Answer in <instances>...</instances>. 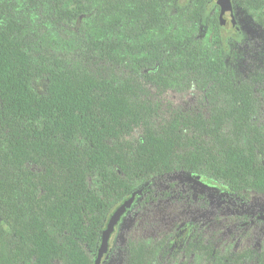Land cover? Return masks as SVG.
Here are the masks:
<instances>
[{"label": "trees", "instance_id": "trees-1", "mask_svg": "<svg viewBox=\"0 0 264 264\" xmlns=\"http://www.w3.org/2000/svg\"><path fill=\"white\" fill-rule=\"evenodd\" d=\"M51 1L54 23L78 15L68 0ZM124 1L103 0V15L121 10ZM140 1L138 38L159 26V7L168 2L185 10L201 32L208 25L215 30L220 55L187 50L167 36L152 67L125 76L112 70L126 61L118 53L120 39L89 38V59L72 60L46 47L38 29L25 28L21 0H0V264H94L112 208L155 177L184 172L240 198L250 190L264 194V128L255 118L256 95L247 83H236L224 64V44L232 38L220 28L219 15H211L217 4ZM239 3L257 9L264 0ZM245 37L242 31L236 41ZM194 74L218 101L207 112L170 103L162 112L147 86L163 96ZM36 79L45 81L44 92L33 88ZM166 246L175 250L178 243L171 239ZM166 250L129 243L125 262L151 264ZM250 254L240 252L235 261Z\"/></svg>", "mask_w": 264, "mask_h": 264}, {"label": "rangeland", "instance_id": "rangeland-1", "mask_svg": "<svg viewBox=\"0 0 264 264\" xmlns=\"http://www.w3.org/2000/svg\"><path fill=\"white\" fill-rule=\"evenodd\" d=\"M194 1L180 0V4L191 6ZM212 1L217 5L211 15H225L227 1ZM239 1L231 0L232 12L246 37L242 42L231 39L224 44L228 51L224 64L236 83H247L254 90L255 118L264 128V3L260 8L248 9ZM140 2L125 0L121 10L103 15V0H68V8L78 15L61 23L52 21L55 10L51 0H21L18 5L25 8V28L38 29L46 47L58 54L66 53L72 60L89 59L84 51V42L89 38L120 39L123 44L118 53L126 61L112 66V70L125 76L152 67L158 52L167 45V36L182 42L187 50L197 49L213 58L220 55L215 30L208 25L201 32L197 24L186 19L185 10H177L168 2L159 7V26L138 38L139 21L144 16L139 14ZM221 35L227 34L223 31ZM33 88L37 93L44 92L45 81L34 80ZM147 89L162 112L168 103L183 111L207 112L218 101L197 74L187 81H176L163 96H157L151 85ZM137 195L128 202L112 250L103 252L99 264H128L124 253L129 243L149 244L165 251L171 239L178 247H167L151 264H264V221L256 217L260 211L264 213V194L250 190L240 198L208 180L176 172L152 178L148 186L141 188L138 198ZM120 204L112 208L108 217ZM200 244L215 254L204 252ZM102 247L100 241L92 254L94 259ZM244 251L251 257L235 261L236 254Z\"/></svg>", "mask_w": 264, "mask_h": 264}, {"label": "water", "instance_id": "water-1", "mask_svg": "<svg viewBox=\"0 0 264 264\" xmlns=\"http://www.w3.org/2000/svg\"><path fill=\"white\" fill-rule=\"evenodd\" d=\"M226 14L219 15L218 23L220 28H222L232 39L239 40L242 38V29L239 26L235 15L232 12V4L230 0H226ZM141 193V189L134 191L129 197L128 201H123L113 213L110 215L108 222L103 230L101 236V242L103 247L99 250L98 254L95 257L94 264H99L102 258L103 252H110L113 248L116 236L118 234V229L122 221L124 212L127 209L128 202H131L136 194ZM259 220L264 221V213L259 212L256 216Z\"/></svg>", "mask_w": 264, "mask_h": 264}]
</instances>
